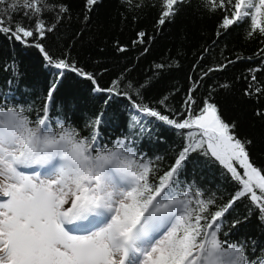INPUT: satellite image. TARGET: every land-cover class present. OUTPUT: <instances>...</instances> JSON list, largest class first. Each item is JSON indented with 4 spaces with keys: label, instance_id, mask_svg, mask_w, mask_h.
<instances>
[{
    "label": "snow or ice",
    "instance_id": "1",
    "mask_svg": "<svg viewBox=\"0 0 264 264\" xmlns=\"http://www.w3.org/2000/svg\"><path fill=\"white\" fill-rule=\"evenodd\" d=\"M122 2L130 8L143 6L141 0ZM185 2L160 0L157 24L171 23L178 5ZM97 3L86 0L87 10ZM202 3L206 10L223 14L217 36L220 28L228 30L247 19L248 36L258 33L264 37V0ZM68 12V6L56 0H0V35L38 49L55 77L42 111L34 119L26 114L31 107L7 100L0 103V264H264V257L249 258L245 243L220 238L221 218L243 197L250 199L264 219V170L250 159L252 141L237 136L236 123L226 122L211 98L194 111L192 95L209 73L252 57L237 56L203 72L189 89L182 111L170 118L132 100L129 93H121L119 80L102 89L67 55L58 58L49 53L42 41ZM45 13H53L54 22L49 23ZM13 16L22 19L14 21ZM24 19L31 23L25 25ZM145 35L139 32L133 43H144ZM255 55L264 64V47ZM4 70L18 75L15 63L5 65ZM66 70L93 81L94 91L127 96L133 110L132 135L108 147L99 141L100 116L90 123L88 135H81L59 117L51 118L49 105ZM261 70L248 69L245 95L264 93V85L255 75ZM127 87L133 88L131 82ZM135 91L138 96L139 90ZM256 115L264 113L257 110ZM148 118L183 130L185 144L167 170L161 171L153 160L136 151L138 140L150 131ZM197 151L214 158L235 182L236 189L226 204L216 205L215 193L206 196L195 182L181 179L184 162ZM213 206L216 210L211 211Z\"/></svg>",
    "mask_w": 264,
    "mask_h": 264
},
{
    "label": "trees",
    "instance_id": "2",
    "mask_svg": "<svg viewBox=\"0 0 264 264\" xmlns=\"http://www.w3.org/2000/svg\"><path fill=\"white\" fill-rule=\"evenodd\" d=\"M56 2L66 4L69 12L42 41L49 53L58 58L67 55L77 68L90 73L95 85L102 89L119 80L117 87L121 93H129L132 100L170 118L182 111L189 89L203 72L229 59L236 60L237 56L252 57L204 77L192 93L196 99L193 110L202 108L205 99L214 100L222 118L236 123L237 136L252 141L248 146L250 159L264 170V115H256L257 110L264 113V93L245 95L250 82L245 79L248 69L261 68L255 75L257 82L264 85V64L255 55L264 47V37L258 33L248 36L250 21L246 19L228 30L220 28L221 35L217 36L223 14L219 10H206L202 0H186L178 5L179 11L172 22L163 26L157 24L160 0H141L143 6L139 8H130L122 0H98L90 11L86 0ZM45 16L49 23L54 22L53 13ZM20 19L13 16L14 21ZM23 23L31 22L24 19ZM141 31L146 33L144 43L134 44ZM205 48L209 51L204 52ZM12 63L18 75L4 70L5 65ZM158 64L164 68L157 69ZM53 72L54 69L45 66L38 49L0 35V103L7 100L12 105L31 107V112L26 114L34 119L42 111L50 83L55 80ZM129 82L132 89L127 87ZM223 84L229 87L221 88ZM49 114L71 124L81 135H88L92 131L90 123L100 116L99 141L108 147L132 135L129 125L133 110L127 96L94 91L93 81L78 72L65 71L53 94ZM146 127L150 131L138 140L136 151L153 160L161 171L167 170L185 144L183 130L156 118H148ZM156 157L160 159L156 161ZM181 179L195 182L206 196L215 193L216 205L226 204L236 189L226 170L214 158L199 151L191 153L184 162ZM210 210H216L215 206ZM221 219L224 221L222 240L245 243L250 259L264 257V219L247 196L233 204Z\"/></svg>",
    "mask_w": 264,
    "mask_h": 264
},
{
    "label": "rangeland",
    "instance_id": "3",
    "mask_svg": "<svg viewBox=\"0 0 264 264\" xmlns=\"http://www.w3.org/2000/svg\"><path fill=\"white\" fill-rule=\"evenodd\" d=\"M242 170V169H241ZM243 171V170H242Z\"/></svg>",
    "mask_w": 264,
    "mask_h": 264
}]
</instances>
